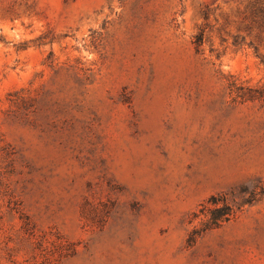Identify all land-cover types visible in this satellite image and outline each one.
I'll use <instances>...</instances> for the list:
<instances>
[{
    "label": "rangeland",
    "instance_id": "1",
    "mask_svg": "<svg viewBox=\"0 0 264 264\" xmlns=\"http://www.w3.org/2000/svg\"><path fill=\"white\" fill-rule=\"evenodd\" d=\"M250 1L0 0V264H264Z\"/></svg>",
    "mask_w": 264,
    "mask_h": 264
},
{
    "label": "trees",
    "instance_id": "2",
    "mask_svg": "<svg viewBox=\"0 0 264 264\" xmlns=\"http://www.w3.org/2000/svg\"><path fill=\"white\" fill-rule=\"evenodd\" d=\"M250 12L255 18H259L264 25V0H251L249 2ZM242 40V38H241ZM236 35L233 40V44H240ZM264 191V188L262 189ZM254 198H243L238 203L237 208L241 207L243 203L251 202ZM208 202L213 204V208L210 210L211 217L207 222V227L218 226L222 221L228 220L230 216L235 212L234 205L230 203V199L226 193L212 194Z\"/></svg>",
    "mask_w": 264,
    "mask_h": 264
}]
</instances>
